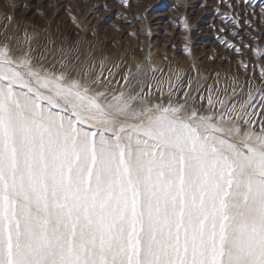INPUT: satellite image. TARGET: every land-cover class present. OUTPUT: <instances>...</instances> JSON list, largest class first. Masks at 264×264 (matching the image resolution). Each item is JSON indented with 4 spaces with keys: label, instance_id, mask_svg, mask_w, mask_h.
<instances>
[{
    "label": "snow or ice",
    "instance_id": "6c2138e0",
    "mask_svg": "<svg viewBox=\"0 0 264 264\" xmlns=\"http://www.w3.org/2000/svg\"><path fill=\"white\" fill-rule=\"evenodd\" d=\"M11 39L0 42V264H264V87L203 94L176 75L154 101L139 64L122 79L104 61L73 75Z\"/></svg>",
    "mask_w": 264,
    "mask_h": 264
},
{
    "label": "rangeland",
    "instance_id": "374dc122",
    "mask_svg": "<svg viewBox=\"0 0 264 264\" xmlns=\"http://www.w3.org/2000/svg\"><path fill=\"white\" fill-rule=\"evenodd\" d=\"M227 2L234 7L222 0H0V42L11 36L17 55L31 47L34 63L60 70L63 60L73 75L84 61H104L117 79L139 64L154 101L156 82L165 81L166 99L168 78L176 75L194 85L199 79L203 94L209 85L231 93L234 80L264 87V0Z\"/></svg>",
    "mask_w": 264,
    "mask_h": 264
}]
</instances>
